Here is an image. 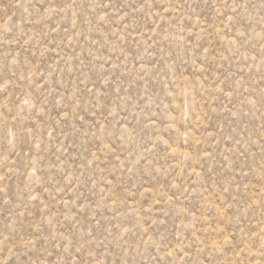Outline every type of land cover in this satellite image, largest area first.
<instances>
[{
    "label": "rangeland",
    "instance_id": "obj_1",
    "mask_svg": "<svg viewBox=\"0 0 264 264\" xmlns=\"http://www.w3.org/2000/svg\"><path fill=\"white\" fill-rule=\"evenodd\" d=\"M0 264H264V0H0Z\"/></svg>",
    "mask_w": 264,
    "mask_h": 264
}]
</instances>
